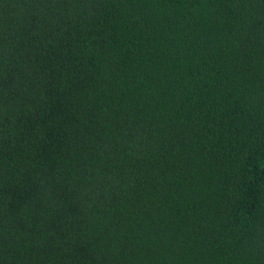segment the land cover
Wrapping results in <instances>:
<instances>
[{
  "label": "trees",
  "instance_id": "obj_1",
  "mask_svg": "<svg viewBox=\"0 0 264 264\" xmlns=\"http://www.w3.org/2000/svg\"><path fill=\"white\" fill-rule=\"evenodd\" d=\"M0 264H264V0H0Z\"/></svg>",
  "mask_w": 264,
  "mask_h": 264
}]
</instances>
